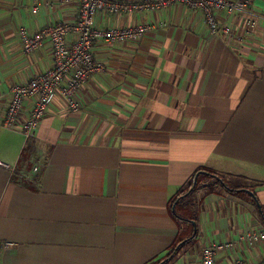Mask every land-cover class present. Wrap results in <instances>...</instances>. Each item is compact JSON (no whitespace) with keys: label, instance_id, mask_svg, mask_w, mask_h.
Masks as SVG:
<instances>
[{"label":"crops","instance_id":"obj_1","mask_svg":"<svg viewBox=\"0 0 264 264\" xmlns=\"http://www.w3.org/2000/svg\"><path fill=\"white\" fill-rule=\"evenodd\" d=\"M80 6L0 0V161L11 166L0 164V264H160L174 249L165 264H201L214 243H232L217 264H263L264 239L249 233L264 230V0L249 6L253 27L218 12L230 38L180 3L99 11L100 28L152 27L138 40L96 43L105 69L78 90V108L57 94L27 139L3 126L11 86L47 73L54 54L50 40L26 53L19 29L74 23ZM202 168L252 182L253 199L225 179L215 180L221 191L235 193L218 191L195 176ZM180 204L193 215L180 216Z\"/></svg>","mask_w":264,"mask_h":264},{"label":"built area","instance_id":"obj_2","mask_svg":"<svg viewBox=\"0 0 264 264\" xmlns=\"http://www.w3.org/2000/svg\"><path fill=\"white\" fill-rule=\"evenodd\" d=\"M72 0H60L69 3ZM254 0H81L79 19L74 23H57L31 34L25 26L20 27L19 36L26 53L39 48L45 41L53 43L54 62L51 69L41 75L34 76L26 83L11 86L10 103L3 119L5 127H19L27 139L32 138L43 119L49 104L57 94H61L73 108H78L76 94L83 84L95 73H102L105 64L96 59L94 48L96 43H119L142 38L150 25H129L126 27L100 28L95 23L99 11L109 13L132 12L147 8L159 10L180 3L191 8L201 9L212 33L231 37L233 27L222 23L218 12L228 15L240 13L246 17L250 27L256 25L259 15L249 10ZM34 12L38 9L34 8ZM262 17V16H261ZM264 18V17H263ZM75 38L70 39V36ZM27 99L33 100L28 114L22 118V109ZM0 164L11 168L9 164ZM35 171L39 168L35 166ZM249 237L255 240L264 239V230L250 232ZM232 244V243H231ZM229 243H214L204 248L201 264H217L218 249L229 247ZM234 264H250L246 256L238 258ZM264 264V255H263Z\"/></svg>","mask_w":264,"mask_h":264},{"label":"rangeland","instance_id":"obj_3","mask_svg":"<svg viewBox=\"0 0 264 264\" xmlns=\"http://www.w3.org/2000/svg\"><path fill=\"white\" fill-rule=\"evenodd\" d=\"M204 173V172H203ZM203 176L206 178V179H208V180H213L214 181V186H215V188L218 190V191H220V192H223L224 194H233V193H235V192H229V191H221V190H224L221 186H220V183L219 182H217V181H215V180H217L215 177H214V174H213V176H211V175H209V174H207V173H205V174H203ZM222 176L224 177V179L226 180V182H227V184L230 186V187H232V188H234L235 186H237V187H240V186H246V187H248V188H246V189H249L250 191H248V192H242V195H246V197H247V199H253L252 198V191H255L257 188H256V186H255V184H252V182H250V181H248V180H244V179H232V178H230L229 176H227L226 174H222ZM214 178V179H213ZM250 187V188H249ZM195 190H196V188H195ZM188 191V190H187ZM247 208H250V205H245ZM188 207V208H187ZM187 207H185L184 208V206H182V204H180L179 206H178V210H177V212L178 213H180L181 215L180 216H184V217H188L187 216V214L186 213H188L189 214V212H191L190 214H191V216L193 215V212H192V209H190V207L189 206H187ZM193 224V223H192ZM194 232H195V226L193 225V232H191V234L190 235H192V234H194ZM196 240H197V238H196ZM196 240H192L191 241V244H194L195 243V241ZM197 242H198V240H197ZM201 241L199 240V242L198 243H200Z\"/></svg>","mask_w":264,"mask_h":264},{"label":"trees","instance_id":"obj_4","mask_svg":"<svg viewBox=\"0 0 264 264\" xmlns=\"http://www.w3.org/2000/svg\"><path fill=\"white\" fill-rule=\"evenodd\" d=\"M201 172H204V173H207V174H209V175H211V176H213V174H215L214 172H211V171H209V170H207V169H200L196 174H195V176L198 174V173H201ZM195 176H194V178H195ZM198 184V182L195 184V179H193L192 181H190V190L187 192V193H189V194H191L192 192H194V190H195V188L198 186L197 185ZM236 191H237V189H236ZM186 193V194H187ZM173 252H170V253H168L167 255H168V257L166 258V260L164 261V262H160V264H165V263H167V261H169L172 257H173V255H174V251H175V249L174 250H172Z\"/></svg>","mask_w":264,"mask_h":264},{"label":"water","instance_id":"obj_5","mask_svg":"<svg viewBox=\"0 0 264 264\" xmlns=\"http://www.w3.org/2000/svg\"><path fill=\"white\" fill-rule=\"evenodd\" d=\"M214 177L217 179V180H219L223 185H226V183H225V181H224V179L223 178H221L220 176H218L217 174H214ZM197 179V178H196ZM197 181V180H196ZM231 190H233V189H231ZM244 191H250V190H247V189H244ZM252 194H253V192H252ZM254 195V194H253ZM257 203L259 204V202H258V200H257ZM193 224H194V226H195V232H194V235L197 233V226H196V222H192Z\"/></svg>","mask_w":264,"mask_h":264}]
</instances>
